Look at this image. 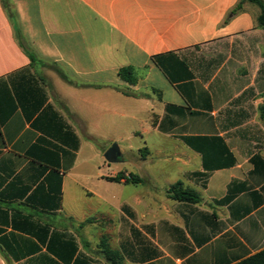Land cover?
Returning a JSON list of instances; mask_svg holds the SVG:
<instances>
[{"label":"crops","instance_id":"obj_1","mask_svg":"<svg viewBox=\"0 0 264 264\" xmlns=\"http://www.w3.org/2000/svg\"><path fill=\"white\" fill-rule=\"evenodd\" d=\"M240 1L0 0V264L264 250V28Z\"/></svg>","mask_w":264,"mask_h":264},{"label":"trees","instance_id":"obj_2","mask_svg":"<svg viewBox=\"0 0 264 264\" xmlns=\"http://www.w3.org/2000/svg\"><path fill=\"white\" fill-rule=\"evenodd\" d=\"M243 1L244 0H241L239 2V4L235 7V9H233L231 14H235L238 10H240ZM248 1L255 3L259 6L261 13L258 17V25L260 27L264 28V2H263V0H248ZM133 73H134V71L130 67L123 68L120 70L121 77H123L124 79L129 80L131 82L134 81ZM261 115H262V118L264 119V106L261 107ZM168 195L172 199H175L178 201H188V202H193V203L200 201V197L196 192L183 189V187L180 183L171 186L168 189ZM104 252H105L107 259L110 261L111 264H123V259L118 252L113 251L107 247L104 248ZM236 264H264V250L254 254V255H252V256H250V257H248V258H246V259H244V260H242Z\"/></svg>","mask_w":264,"mask_h":264},{"label":"water","instance_id":"obj_3","mask_svg":"<svg viewBox=\"0 0 264 264\" xmlns=\"http://www.w3.org/2000/svg\"><path fill=\"white\" fill-rule=\"evenodd\" d=\"M120 150L117 144H113L105 153L104 158L108 162H114L120 157Z\"/></svg>","mask_w":264,"mask_h":264}]
</instances>
